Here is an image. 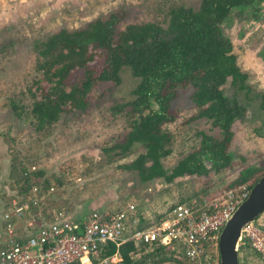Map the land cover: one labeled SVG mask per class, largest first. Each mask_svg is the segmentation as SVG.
Here are the masks:
<instances>
[{
  "label": "rangeland",
  "instance_id": "obj_1",
  "mask_svg": "<svg viewBox=\"0 0 264 264\" xmlns=\"http://www.w3.org/2000/svg\"><path fill=\"white\" fill-rule=\"evenodd\" d=\"M200 1L80 0L79 4L70 6L66 0H0V248L11 238L5 229L3 214L19 204L28 207L23 215L12 218L13 235L17 238H24L54 220L83 219L92 210L115 211L128 203L136 204L138 214H142L141 224L150 218L155 221L161 211L175 202L198 196L212 200L224 190L233 189L229 184L242 168H255L242 186H248L264 173V124L261 122L264 118V13L242 32L239 29L243 23L238 19L223 28L233 43L237 63L247 74L251 90L247 94L236 91L230 83L224 85L226 95L235 96L239 103L245 104L244 116L232 127L231 169L215 172L210 168L205 174L178 176L170 182L153 179L148 184L140 183L131 171L122 170L118 165L129 157L115 155L114 150L105 148V143L122 138L126 120L124 112L116 107L123 106L128 112L134 100L133 89L139 79L127 68L120 74V83H100L90 90L86 109L77 121L61 119L37 132L33 125L17 120L6 105L7 98L22 92L38 75L37 58L31 47L48 33L79 28L120 6L129 11L125 22L165 24L170 8L198 7ZM190 93L191 88L178 89L171 101L170 107L177 110V116L169 125L174 141L170 155L164 159L166 168L199 146L200 133L220 137L219 130L208 119L195 117ZM14 157L24 165L34 160L43 172L38 178L39 184H34L37 192L31 185L22 191L25 186L19 187L22 183L16 188L9 174ZM33 197H37L36 203L30 205ZM59 212L63 215H58ZM256 220L264 225V213ZM134 257H144L142 264H186L181 254L170 247L141 250ZM118 261L116 258L101 264H118ZM239 264H263L247 241H239Z\"/></svg>",
  "mask_w": 264,
  "mask_h": 264
},
{
  "label": "trees",
  "instance_id": "obj_2",
  "mask_svg": "<svg viewBox=\"0 0 264 264\" xmlns=\"http://www.w3.org/2000/svg\"><path fill=\"white\" fill-rule=\"evenodd\" d=\"M263 6L264 0H201L198 7L170 8L165 24L125 22L129 11L120 6L79 28L48 33L31 47L38 75L22 92L7 98L6 105L17 120L33 125L37 132L61 119L77 121L86 109L90 90L100 83H120V74L127 68L139 79L134 100L128 112L123 106L116 107L126 120L122 138L105 143L115 155L129 157L118 165L122 170L148 184L153 179L170 182L178 176L205 174L210 168L215 172L231 169L232 127L244 116L245 104L226 95L224 85L230 83L247 94L251 90L223 28L238 19L243 23L242 32L260 19ZM183 88H191L195 117L208 119L220 137L200 133L199 146L166 168L164 159L174 141L169 125L177 116L170 105L176 91ZM261 122L264 124V118ZM254 170L242 168L230 187L247 182ZM9 171L16 188L25 185L22 191L39 184L43 174L34 160L24 165L15 157ZM75 219L78 225L84 220ZM149 249L153 250L131 241L119 246L108 242L92 262L116 255L118 264H142L145 258L137 259L134 254Z\"/></svg>",
  "mask_w": 264,
  "mask_h": 264
},
{
  "label": "built area",
  "instance_id": "obj_3",
  "mask_svg": "<svg viewBox=\"0 0 264 264\" xmlns=\"http://www.w3.org/2000/svg\"><path fill=\"white\" fill-rule=\"evenodd\" d=\"M32 190L37 187L33 186ZM249 190L241 185L224 190L212 200L201 196L183 199L167 206L155 221L150 218L141 224L142 214H138L133 203L109 212L95 209L81 225L67 219L54 220L24 238L13 235L12 218L23 215L28 207L19 204L3 214L5 229L11 238L0 249V264H97L91 260L102 246L108 242L119 246L128 241L153 249L170 247L179 252L187 264H220V232ZM36 198H31L29 204H35ZM240 241H247L264 264L263 223L258 220L247 223L242 228ZM116 258L114 255L99 262L107 263Z\"/></svg>",
  "mask_w": 264,
  "mask_h": 264
},
{
  "label": "water",
  "instance_id": "obj_4",
  "mask_svg": "<svg viewBox=\"0 0 264 264\" xmlns=\"http://www.w3.org/2000/svg\"><path fill=\"white\" fill-rule=\"evenodd\" d=\"M157 108V105L154 104ZM264 213V173L251 186L247 197L224 224L219 240L220 264H239V241L242 228Z\"/></svg>",
  "mask_w": 264,
  "mask_h": 264
},
{
  "label": "crops",
  "instance_id": "obj_5",
  "mask_svg": "<svg viewBox=\"0 0 264 264\" xmlns=\"http://www.w3.org/2000/svg\"><path fill=\"white\" fill-rule=\"evenodd\" d=\"M66 2H68L66 5H70V6H73L74 4L77 5L80 3V0H66ZM57 3V2H56ZM74 5V6H75Z\"/></svg>",
  "mask_w": 264,
  "mask_h": 264
}]
</instances>
